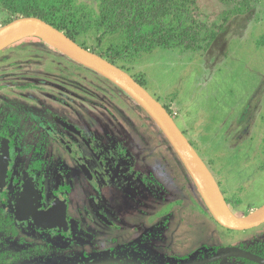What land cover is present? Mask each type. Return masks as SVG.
I'll return each mask as SVG.
<instances>
[{"label":"flooded vegetation","instance_id":"af4514ba","mask_svg":"<svg viewBox=\"0 0 264 264\" xmlns=\"http://www.w3.org/2000/svg\"><path fill=\"white\" fill-rule=\"evenodd\" d=\"M66 75L45 78L39 56H0V251H21L34 264H59L62 249L79 251L75 264H182L227 248L207 253L203 243V255H176L171 170L155 130L122 107L123 91L110 81L111 103H99L89 79ZM165 235L173 246L157 248ZM251 248L240 249L263 258Z\"/></svg>","mask_w":264,"mask_h":264},{"label":"rangeland","instance_id":"374dc122","mask_svg":"<svg viewBox=\"0 0 264 264\" xmlns=\"http://www.w3.org/2000/svg\"><path fill=\"white\" fill-rule=\"evenodd\" d=\"M8 1L0 0V28L21 16L10 11L11 4L44 14L53 9L50 19L60 27L57 30L112 60L165 107L209 167L236 216L246 217L264 206V0H195L192 26L198 46L143 52L129 44L124 27L113 29L109 22H101L102 0ZM0 56H39L45 78L58 81L75 73V81L89 79L93 93L102 91L99 103H111L106 79L95 72L87 75L88 70L76 62L67 67L65 55L40 40H23ZM120 98L124 109L132 107L137 119L155 130V150L167 156L171 170L172 235L182 245L173 246L172 238L165 235V240H156L157 248L173 246L176 255L180 252L192 259L196 251L203 255V243L207 253H212L224 246L247 249L264 242V224L245 231L217 225L156 124L126 93ZM150 209L155 213L158 208L151 204ZM54 252L59 264H75L71 261L79 251ZM104 259L97 258L101 263ZM0 264L34 263H24L21 251H0Z\"/></svg>","mask_w":264,"mask_h":264},{"label":"water","instance_id":"95a60500","mask_svg":"<svg viewBox=\"0 0 264 264\" xmlns=\"http://www.w3.org/2000/svg\"><path fill=\"white\" fill-rule=\"evenodd\" d=\"M26 39H37L62 53L74 62L94 71L126 93L150 117L176 152L184 168L196 186L212 218L221 227L233 231H245L264 224V206L246 217L236 216L212 172L185 136L175 119L132 76L105 58L83 48L66 34L38 17H22L0 28V52ZM245 259L264 264V259L237 247L221 248L210 259L185 261L182 264H208L229 259Z\"/></svg>","mask_w":264,"mask_h":264},{"label":"trees","instance_id":"16d2710c","mask_svg":"<svg viewBox=\"0 0 264 264\" xmlns=\"http://www.w3.org/2000/svg\"><path fill=\"white\" fill-rule=\"evenodd\" d=\"M8 2L11 4L14 0ZM194 2L195 0H102L104 14L101 22L103 24L109 22L113 29L124 27L129 44L135 47L137 52L151 51L156 48L193 49L198 46L196 37L193 36L195 30L192 26L194 9L191 7ZM10 11L20 13L21 16L16 18L12 15L15 19H9L4 26L20 17H38L56 29L60 28L51 23L50 12H53V9L44 14L39 10L19 9L18 5L11 4ZM29 12L38 14L31 15ZM70 39L76 42L74 38L70 37ZM256 245L258 251H254L253 247L251 250L264 258V242ZM243 262L256 264L244 260Z\"/></svg>","mask_w":264,"mask_h":264}]
</instances>
